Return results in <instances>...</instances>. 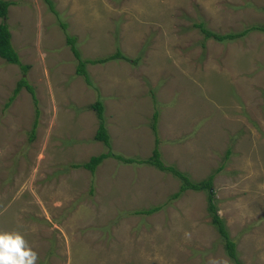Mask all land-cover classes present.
<instances>
[{
    "label": "rangeland",
    "instance_id": "obj_1",
    "mask_svg": "<svg viewBox=\"0 0 264 264\" xmlns=\"http://www.w3.org/2000/svg\"><path fill=\"white\" fill-rule=\"evenodd\" d=\"M13 1L12 44L29 68L0 56V231L22 233L35 264H236L209 191L173 199L181 180L145 161L159 146L195 181L221 168L218 213L243 264H264V31L222 42L197 26L264 24V0H53L58 15ZM61 20L81 59L130 60L86 64L87 84ZM22 77L37 104L23 86L6 106ZM97 99L110 147L94 138ZM109 150L94 175L74 167Z\"/></svg>",
    "mask_w": 264,
    "mask_h": 264
},
{
    "label": "trees",
    "instance_id": "obj_2",
    "mask_svg": "<svg viewBox=\"0 0 264 264\" xmlns=\"http://www.w3.org/2000/svg\"><path fill=\"white\" fill-rule=\"evenodd\" d=\"M45 1L49 5V9L52 12H54L56 15H58V11L55 7L54 1L53 0H45ZM15 3L16 2L13 0H0V18H1V22H0V56L3 57L9 63L20 64L23 71L26 72L29 68V65H24V64L22 65L21 64L20 56L12 44V33H11V29H10L9 24L7 23L9 8L11 5H13ZM60 25L65 30L67 42H68V44H70L73 53L78 56L77 59L79 60V62L77 63L76 72H77V74H79L85 78V81L87 82V84L92 85L91 80L89 78L88 71L86 69V64H88V63H105L107 61L116 60L119 58L130 60L129 57L124 55L121 50H118L111 55L101 57V58H97V59H81L82 54L77 47L76 37L74 35H69L66 31L67 30V22L61 20ZM197 26L205 34V39L214 38V39H216L218 41H222V42L235 40L237 38H242L253 30L264 31V24L251 25V26L244 28L243 30H240L237 32H229V33H225V34H218V33H215L213 31L209 30L205 26L204 22H199L197 24ZM203 45H204V43H203ZM23 86L27 87L29 92L32 93V96L35 99V103L37 104L38 101L35 98V96H36L35 87L32 86L26 80V77H22L21 80L19 81L18 86L15 88L14 93L10 97L9 103H7L6 106L11 104V102L16 98V96L20 92L21 87H23ZM89 107H91L92 109H94L96 111L97 117L99 119L98 120L99 126H98V130H97V133L95 136L96 139L103 141L107 146L110 147L111 141H110V136H109V132H108V127H107L106 121H105V115H104L105 106H104L102 99H97L95 102L91 103V105H89ZM39 114H40V112L37 110V117H36L35 121L33 122V127H32V130L30 132V136H29L30 142L34 141V138L36 135V130H37V127L39 125ZM156 117H157V113L155 114V119H157ZM154 129H156L155 123H154ZM158 142H159V140H157V143ZM111 153H112V151L109 150L108 152H102L99 155H94L88 161L83 162L82 164L75 163L74 167L80 168V167L84 166L83 168L88 169L94 175L99 163L101 161H103L104 158L110 156ZM227 153H230V151H227ZM116 156L118 158H122L123 160H126L127 162L132 161V158H129V159L125 158L120 154L116 155ZM145 161L149 164H152V165L158 167L161 170H165V171H169V172L173 173L174 175L178 176V178L181 180L179 191L177 193L173 194V199L178 198L179 196H181V193H183L184 191H187V190L198 191V190L206 189L209 191V194H208V210L212 216V223L217 227L220 235L222 236V238L225 241V249H226L227 254L235 261L236 264H243L242 260L240 259V255H239V251L237 249L236 241L231 238L225 220L218 213V210H219L218 204H217L218 200L215 199L216 191H215V188L213 186V180H214L216 174H218V172L221 170V168L214 169L212 171L213 173H210L206 178H204L202 180H196L195 181V180H193V178H191L190 174L184 173V172L178 170L173 165H167L165 163V161L161 158L159 146H156L154 148V152L152 153V155L149 158L145 159ZM158 209H159L158 206L151 207L149 210L143 211V213H152V212L157 211Z\"/></svg>",
    "mask_w": 264,
    "mask_h": 264
},
{
    "label": "clouds",
    "instance_id": "obj_3",
    "mask_svg": "<svg viewBox=\"0 0 264 264\" xmlns=\"http://www.w3.org/2000/svg\"><path fill=\"white\" fill-rule=\"evenodd\" d=\"M95 136L94 138L97 140ZM36 259L37 254L28 245L22 233L0 231V264H35Z\"/></svg>",
    "mask_w": 264,
    "mask_h": 264
},
{
    "label": "crops",
    "instance_id": "obj_4",
    "mask_svg": "<svg viewBox=\"0 0 264 264\" xmlns=\"http://www.w3.org/2000/svg\"><path fill=\"white\" fill-rule=\"evenodd\" d=\"M11 29V28H10ZM11 33H12V31H11ZM12 37H13V35H12Z\"/></svg>",
    "mask_w": 264,
    "mask_h": 264
}]
</instances>
